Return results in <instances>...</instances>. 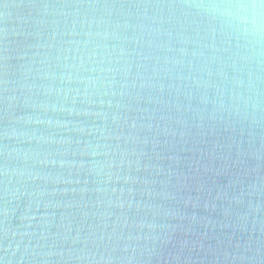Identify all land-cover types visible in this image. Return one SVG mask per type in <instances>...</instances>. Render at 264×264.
<instances>
[{
	"label": "clouds",
	"instance_id": "clouds-1",
	"mask_svg": "<svg viewBox=\"0 0 264 264\" xmlns=\"http://www.w3.org/2000/svg\"><path fill=\"white\" fill-rule=\"evenodd\" d=\"M16 21L32 30L10 28ZM0 24V264H36L37 256L40 264H264V0H0ZM209 38L211 44L202 43ZM73 84L101 111L29 103L34 92L59 96L72 90L62 86ZM29 107L93 117L73 128L81 134L76 143L84 145L78 155L89 159L68 161L66 150H38L73 141L20 130L21 123L61 126L54 116L19 112ZM221 128L230 133L229 159L235 148L234 191L216 196L227 201L229 222L221 227L242 235L226 236L215 248L201 244L188 255L183 247L165 255L172 229L157 219L156 198L176 200L177 193L166 190L167 180L160 181L165 191H156L147 187L155 180L133 173L170 176L158 164L142 168L141 160H163L157 149L174 146L177 137L185 142L193 130L206 136ZM74 168L86 172L84 179L71 178ZM140 183L145 187L138 190ZM10 195L62 197L35 205L43 207L40 220L48 230L40 239H50L52 250L21 251L29 233L15 241Z\"/></svg>",
	"mask_w": 264,
	"mask_h": 264
},
{
	"label": "water",
	"instance_id": "water-1",
	"mask_svg": "<svg viewBox=\"0 0 264 264\" xmlns=\"http://www.w3.org/2000/svg\"><path fill=\"white\" fill-rule=\"evenodd\" d=\"M9 2L19 4L28 3L29 0H9ZM0 26H2V24H0ZM9 27L23 31L32 30L29 23L20 21L10 22ZM20 39H23V37ZM202 43L211 44L212 41L209 38L202 41ZM216 44L217 47L223 46L219 37L216 40ZM204 51L207 55H212L208 49H204ZM218 55L221 57L226 56L224 53H220ZM53 87L55 88L60 86L54 85ZM62 87L64 89L70 88L72 90L67 93L61 92L59 96L53 92L48 97L37 95L34 92L29 103L31 104L35 102L39 105L40 103L47 102L49 105L55 104L58 108L63 107L64 109H75L76 111H101L97 105H89L84 102L82 95H77L75 91L77 85H64ZM93 98L96 99L95 97ZM105 111H109V113H111L113 110L105 109ZM19 112L24 115H39L42 118L54 116L61 124L59 127L48 128L46 125H24L21 123L18 125L20 130L28 132L36 131L37 134L52 135L57 140L71 139L73 141L71 144H40L36 146L38 150L41 152L48 150L64 152L66 150L67 156L64 158L68 161L78 162L81 159H89L88 157H80L78 155L84 145L76 143V140L81 138V134L74 131L73 128L80 122H91L94 119L93 117L69 115L67 111L53 114L49 110L45 113L39 107L35 110L31 107L26 109L21 108ZM95 122L97 124L103 123L102 119L95 120ZM65 123L69 125L67 129L62 126ZM206 123L208 122L206 121ZM229 136L230 133L224 132L222 128L215 134L209 133L206 136H197L195 134V130H193V134L188 137L185 142L180 141V138L177 137L174 146L170 145L168 148H158L157 151L162 152L164 155L163 160L157 161L155 157L151 160L147 158L141 160L142 168L144 165L158 164L165 170V173L170 171L172 173L170 176L155 173L152 169H150L147 173L143 171L139 174L133 173L134 175L140 176L141 179L147 176L149 179L155 180L157 183L154 185H148L147 187L153 188L156 191H165V188L162 186L160 181L167 180L169 187L166 190L169 192L175 191L177 193L176 200H165L159 197L156 198V202L161 205V215L158 216L157 219L160 220V222L169 225L172 229L169 233L171 243L164 248L165 255H167L169 251L175 254L180 251L182 247L183 254L188 255L193 246L199 249L201 244L204 245L205 250L209 247V245L215 248L218 240H224L226 236L234 235V239H236L240 238L242 235L238 231L233 234L231 229L221 227L222 223L229 222L223 215V209L227 207V201L216 199L218 192L222 195L223 191L226 190L229 196H231L234 191L232 187H229V181L230 179L234 180L232 173L235 169L232 168V160L235 159V148L232 149L231 158L229 159V150L227 148ZM33 144H35V141ZM147 151H152L150 145L148 146ZM73 153H77V155H73ZM169 156H178L179 162L177 163L176 161L169 159ZM129 159L135 161L136 157L132 156L129 157ZM225 170H227V174H225ZM64 172L65 176H67V169H65ZM85 176V171L75 168L72 169V179H84ZM16 179L18 178L14 179L13 188L17 186ZM20 187L21 190H24L23 185H20ZM31 187L32 186H29V191L31 190ZM49 187H51V185H49ZM58 187L61 189L64 187L80 188L83 187V185L60 184ZM135 187L139 190L143 189L145 185L140 183ZM235 190L238 191V186ZM181 197H183V199H181ZM189 197H191V200H189ZM38 199L42 201H46L48 199L59 200L62 199V197L46 196L41 198L39 196L26 195L17 199L11 195L9 196V200L11 202L8 207L11 210H14V212L8 218V226L11 230H15L17 232V236L15 237L16 242H21L20 233H29V235L22 238V242L20 243L21 251H23L25 246H28L29 256H31L33 248H35L37 252H47L52 250L50 248L52 243L50 239L48 241L40 239L41 233L48 230L44 227V221L40 220V216L44 211L43 207L37 211L35 206ZM76 199H79V195H77ZM136 199H140L139 195H137ZM185 202H187V204ZM213 204L215 205V209L213 208ZM3 207L4 201L0 199V209ZM51 211L52 210L50 209L49 212ZM165 212L169 214L164 216L163 213ZM148 215H152L151 211L148 212ZM32 216H35L36 219H28V217ZM3 220L4 217L0 214V221ZM97 223H99V221H97ZM51 231L56 232L57 229L53 227ZM73 235H75V232H73ZM76 247L78 249L83 248V245H77ZM89 248H91V245H89ZM55 250H60L59 245ZM191 254L195 256L196 252H192ZM201 255H203V253H201ZM18 256L19 254L17 255V258ZM41 259V257L37 256L36 264H40ZM53 260H58V257H53ZM153 264H156V262L153 261Z\"/></svg>",
	"mask_w": 264,
	"mask_h": 264
}]
</instances>
